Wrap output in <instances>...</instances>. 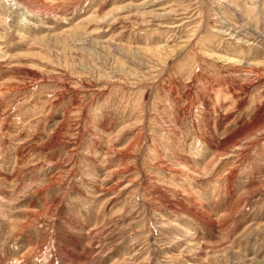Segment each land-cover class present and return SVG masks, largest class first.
Returning <instances> with one entry per match:
<instances>
[{
	"label": "rangeland",
	"instance_id": "1",
	"mask_svg": "<svg viewBox=\"0 0 264 264\" xmlns=\"http://www.w3.org/2000/svg\"><path fill=\"white\" fill-rule=\"evenodd\" d=\"M0 264H264V0H0Z\"/></svg>",
	"mask_w": 264,
	"mask_h": 264
},
{
	"label": "bare ground",
	"instance_id": "2",
	"mask_svg": "<svg viewBox=\"0 0 264 264\" xmlns=\"http://www.w3.org/2000/svg\"><path fill=\"white\" fill-rule=\"evenodd\" d=\"M152 3V2H151ZM41 5V4H40ZM173 13V12H172ZM155 17V16H154ZM157 20H158V18H157ZM230 30V29H229ZM244 30V29H243ZM231 31V30H230ZM240 34V33H239ZM252 34V33H251ZM242 35V34H241ZM253 36V35H252ZM240 37V36H239ZM241 37H243V36H241ZM245 37V36H244ZM257 37V36H256ZM256 40V39H255ZM254 41V40H253ZM262 41V40H261ZM262 44V43H261ZM117 47V46H116ZM226 150V149H225Z\"/></svg>",
	"mask_w": 264,
	"mask_h": 264
}]
</instances>
